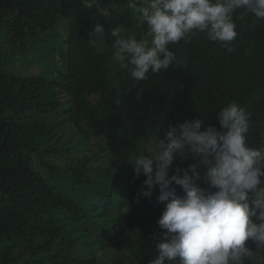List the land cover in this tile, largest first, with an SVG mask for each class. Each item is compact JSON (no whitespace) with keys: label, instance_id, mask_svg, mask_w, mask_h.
<instances>
[{"label":"trees","instance_id":"16d2710c","mask_svg":"<svg viewBox=\"0 0 264 264\" xmlns=\"http://www.w3.org/2000/svg\"><path fill=\"white\" fill-rule=\"evenodd\" d=\"M88 3L0 0V264H150L165 205L158 192L135 202L146 177L129 161L170 124L219 128L231 102L251 113L248 145H264V18L236 14L227 46L202 33L170 45L180 64L137 85L110 32L143 38V0ZM92 130L104 136L95 153Z\"/></svg>","mask_w":264,"mask_h":264},{"label":"clouds","instance_id":"9594fccd","mask_svg":"<svg viewBox=\"0 0 264 264\" xmlns=\"http://www.w3.org/2000/svg\"><path fill=\"white\" fill-rule=\"evenodd\" d=\"M137 11L147 26L143 38L123 25L110 37L113 58L138 85L179 63L170 45L197 33L231 44L238 35L234 16L264 18V0H143ZM95 33L103 27L96 25ZM142 96L139 89L136 99ZM216 118L219 128L199 117L170 124L153 147L129 161L134 179L146 177L135 202H151L158 192L156 202L165 205L150 264H264V145H248L251 113L236 102ZM189 158L186 167H174Z\"/></svg>","mask_w":264,"mask_h":264},{"label":"rangeland","instance_id":"374dc122","mask_svg":"<svg viewBox=\"0 0 264 264\" xmlns=\"http://www.w3.org/2000/svg\"><path fill=\"white\" fill-rule=\"evenodd\" d=\"M87 127H88V125H87ZM91 133H92V135L90 136V138L92 139V141H91L92 144L90 145V148L87 151L89 153H95L99 143L103 140L104 136L103 135L97 136L96 133L94 132V130H92ZM103 259L105 261L111 260L112 259V253L104 255ZM123 259L129 260V258L126 256H119L117 259H115L114 263L115 264H121Z\"/></svg>","mask_w":264,"mask_h":264}]
</instances>
